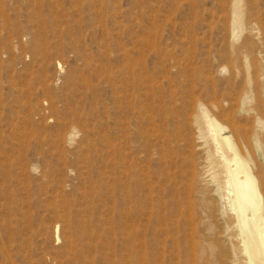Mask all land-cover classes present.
Instances as JSON below:
<instances>
[{
	"label": "rangeland",
	"instance_id": "1",
	"mask_svg": "<svg viewBox=\"0 0 264 264\" xmlns=\"http://www.w3.org/2000/svg\"><path fill=\"white\" fill-rule=\"evenodd\" d=\"M242 2L236 29L234 0H0V264L225 259L195 117L250 137L249 93L264 112V0Z\"/></svg>",
	"mask_w": 264,
	"mask_h": 264
},
{
	"label": "bare ground",
	"instance_id": "2",
	"mask_svg": "<svg viewBox=\"0 0 264 264\" xmlns=\"http://www.w3.org/2000/svg\"><path fill=\"white\" fill-rule=\"evenodd\" d=\"M242 7V0H234L236 29L243 26ZM253 98L249 93L242 109L247 114L255 113L257 126L250 137L230 111L220 109L219 118L203 101L197 104L195 122L206 144L211 170L208 182L213 186L217 203L212 206L211 199L202 191L201 200L219 215L221 228L217 237L225 243L220 245L214 236L208 239V249L219 248L221 256H225V262L218 259L212 264H264V112L259 103L253 106ZM192 172L195 179L196 165ZM189 185L188 194L193 192V184ZM214 225L210 224V229Z\"/></svg>",
	"mask_w": 264,
	"mask_h": 264
}]
</instances>
